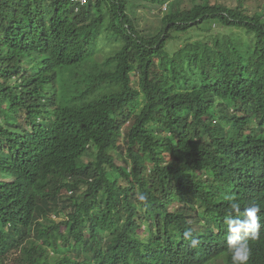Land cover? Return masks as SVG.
<instances>
[{
    "label": "trees",
    "instance_id": "trees-1",
    "mask_svg": "<svg viewBox=\"0 0 264 264\" xmlns=\"http://www.w3.org/2000/svg\"><path fill=\"white\" fill-rule=\"evenodd\" d=\"M144 1L155 32L125 0H0V264H230L228 196L264 264V0ZM214 25L242 34L189 82L167 44Z\"/></svg>",
    "mask_w": 264,
    "mask_h": 264
},
{
    "label": "rangeland",
    "instance_id": "rangeland-1",
    "mask_svg": "<svg viewBox=\"0 0 264 264\" xmlns=\"http://www.w3.org/2000/svg\"><path fill=\"white\" fill-rule=\"evenodd\" d=\"M127 3V9L128 12L131 14V16L135 17L136 19V24L139 29H143L147 32H155L159 29L161 25V18L164 16L168 9H166V4H158L153 1H144V0H125ZM180 1V6L182 7H190L192 4L191 0H178ZM199 2L200 0H196ZM213 1V0H212ZM168 7V6H167ZM213 29L211 32H200L199 34H191L190 38H182L179 41L176 42H169L167 44V50L170 51V55H173L174 57H177L180 61H182V71L185 72L186 74V79L190 81H196L194 78L195 75H192L191 69L195 70L196 74V69L192 66L191 69H188L187 67V53L188 52H196L200 53L201 48L203 46V43L205 41H211L215 43V45L222 49V50H230V44H231V39L230 38H235L236 35H241V31H236L239 30L237 28H224L219 25H214L212 26ZM210 37V38H209ZM238 40V38L236 39ZM203 41V42H202ZM235 42V41H234ZM235 44L242 45V42L236 41ZM157 64L160 68L166 70L168 67L167 65L165 66V63L160 64V61L157 60ZM165 68H164V67ZM173 81L175 85L182 87L184 89H187L188 84L184 83L185 80L183 78H178V80H175L173 78ZM207 264H224L222 259H217L213 262H208Z\"/></svg>",
    "mask_w": 264,
    "mask_h": 264
},
{
    "label": "clouds",
    "instance_id": "clouds-1",
    "mask_svg": "<svg viewBox=\"0 0 264 264\" xmlns=\"http://www.w3.org/2000/svg\"><path fill=\"white\" fill-rule=\"evenodd\" d=\"M226 199L229 201L230 211L225 219L227 226L225 243L230 255V264H247L251 255L248 241L257 239L262 227L261 217L258 215L261 212V207L259 204L253 203L245 207L241 214V207L235 196H228ZM138 201L144 204L147 201V196L140 193ZM182 236L185 241H188L190 248H195L200 243L190 229L185 230Z\"/></svg>",
    "mask_w": 264,
    "mask_h": 264
},
{
    "label": "built area",
    "instance_id": "built-area-1",
    "mask_svg": "<svg viewBox=\"0 0 264 264\" xmlns=\"http://www.w3.org/2000/svg\"><path fill=\"white\" fill-rule=\"evenodd\" d=\"M73 1L79 3L80 5H83V4L87 3L88 0H73Z\"/></svg>",
    "mask_w": 264,
    "mask_h": 264
}]
</instances>
